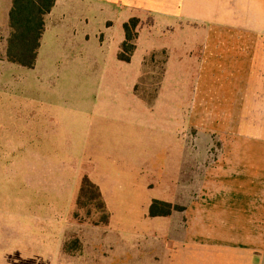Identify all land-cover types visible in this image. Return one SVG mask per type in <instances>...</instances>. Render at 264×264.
<instances>
[{"label": "rangeland", "instance_id": "374dc122", "mask_svg": "<svg viewBox=\"0 0 264 264\" xmlns=\"http://www.w3.org/2000/svg\"><path fill=\"white\" fill-rule=\"evenodd\" d=\"M12 1L0 0V264H158L152 202L184 209L176 194L191 203L203 185L192 180L190 91L212 25L147 18L159 47L146 58L136 90L147 100L139 102L123 86L111 94L103 63L92 58L85 36H101L108 17L93 1L59 0L34 68L6 56ZM166 73L169 93L155 100ZM178 90L184 95L171 94ZM259 120L248 117V127ZM223 122L226 132L210 138L220 146L242 121ZM109 146L116 162L107 165ZM85 177L102 191L108 224L92 223L99 215L90 205L91 220L76 218L86 217L77 204Z\"/></svg>", "mask_w": 264, "mask_h": 264}, {"label": "crops", "instance_id": "0c3cea01", "mask_svg": "<svg viewBox=\"0 0 264 264\" xmlns=\"http://www.w3.org/2000/svg\"><path fill=\"white\" fill-rule=\"evenodd\" d=\"M91 1L108 16L101 36H85L87 43H93L92 58L103 63L102 79L111 94L123 86L125 95L139 102L147 100L136 90L146 58L159 47L155 30L146 29L147 18L212 25L190 91L196 138L191 144L192 180L203 185L191 203L176 194L177 203L183 199L181 215L173 212L156 220L159 245L151 244L150 249L158 253V264H264V0ZM132 17L140 20L137 47L126 62L118 54L126 38L124 24ZM253 37L257 38L255 45L249 40ZM167 83L168 73L155 100L169 93ZM233 117L241 118L239 128L223 135L226 139L221 146L211 140L213 134L226 132L225 122L220 125V121ZM248 117L260 118L254 130L248 127ZM108 149L107 165L116 162V154ZM215 149H222L219 155ZM181 152L183 180V148ZM213 162L220 167H213ZM201 165L208 168L203 170Z\"/></svg>", "mask_w": 264, "mask_h": 264}, {"label": "trees", "instance_id": "16d2710c", "mask_svg": "<svg viewBox=\"0 0 264 264\" xmlns=\"http://www.w3.org/2000/svg\"><path fill=\"white\" fill-rule=\"evenodd\" d=\"M57 0H13L9 12L11 32L7 40V59L27 68L37 64L39 50L46 30V17L55 7ZM139 18L132 17L125 22V40L118 54L119 59L130 62L137 47ZM82 209L89 205L99 215L92 223L94 225L108 224L110 214L100 187L88 177L83 179L80 195L77 201ZM182 207L170 202L155 199L150 206V216H169L174 209ZM183 209V208H182ZM86 217L76 215L81 223L91 220V209L86 210ZM80 217V218H79ZM79 243V240H78Z\"/></svg>", "mask_w": 264, "mask_h": 264}]
</instances>
